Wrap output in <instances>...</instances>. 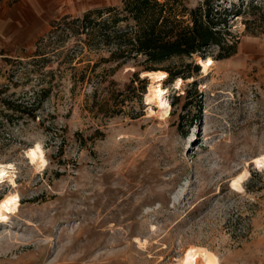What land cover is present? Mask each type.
<instances>
[{"label":"rangeland","instance_id":"obj_1","mask_svg":"<svg viewBox=\"0 0 264 264\" xmlns=\"http://www.w3.org/2000/svg\"><path fill=\"white\" fill-rule=\"evenodd\" d=\"M121 1L0 0V165L14 182L0 200L19 201L0 222V264H180L198 246L218 264H264V9H244L264 0H182L243 7L226 19L229 56L213 47L206 75L161 82L162 117L149 80L128 88L131 68L113 71L73 27ZM36 144L44 167L27 158Z\"/></svg>","mask_w":264,"mask_h":264},{"label":"trees","instance_id":"obj_2","mask_svg":"<svg viewBox=\"0 0 264 264\" xmlns=\"http://www.w3.org/2000/svg\"><path fill=\"white\" fill-rule=\"evenodd\" d=\"M232 6L233 11L228 8L216 15L208 1L189 9L182 0H122L120 7L86 12L72 24L76 29L86 31L87 42L102 43L107 47L108 58L101 61L112 63L113 71L131 68L130 88L132 82L142 83L139 76L145 72L164 71L172 81L192 79V72H199L193 57H212L209 51L213 47L218 49V59L229 56L230 52L223 54L224 50H233L234 44H227L223 38L228 31L226 19L230 14L240 15L243 7ZM244 9L262 11L264 6L253 2ZM93 16H97L96 19ZM262 17L260 14L258 19ZM244 22L246 28L252 24L251 21ZM221 23H224L222 29ZM176 58H187L191 62L176 70L165 66ZM97 65L94 64L91 71Z\"/></svg>","mask_w":264,"mask_h":264},{"label":"bare ground","instance_id":"obj_3","mask_svg":"<svg viewBox=\"0 0 264 264\" xmlns=\"http://www.w3.org/2000/svg\"><path fill=\"white\" fill-rule=\"evenodd\" d=\"M197 65L205 75L208 73L209 67L214 64L211 57L206 59L198 58ZM142 78L149 80L148 90L145 96V103L148 105L149 113H152V105L156 106L158 116L162 117L169 113L170 106L166 100V94L168 93L165 88L161 87V82L167 79L168 74L164 71L161 72H145L141 74ZM189 81V80H188ZM183 80L177 78L173 81L172 87L174 89L180 88ZM29 163L34 165L36 168L44 167L46 160L41 151L40 145L36 144L28 148L26 151ZM254 162L257 164H264V155L257 156ZM11 165H0V184L5 182H13V175L10 172ZM19 207L18 195L16 193H8L0 200V222H6L8 220L7 215L13 214ZM140 245V242L138 243ZM180 264H218V258L207 249L203 247H189L184 251L179 261Z\"/></svg>","mask_w":264,"mask_h":264},{"label":"water","instance_id":"obj_4","mask_svg":"<svg viewBox=\"0 0 264 264\" xmlns=\"http://www.w3.org/2000/svg\"><path fill=\"white\" fill-rule=\"evenodd\" d=\"M140 76H141V74H140ZM142 80H145L144 78H141ZM147 79V78H146Z\"/></svg>","mask_w":264,"mask_h":264}]
</instances>
